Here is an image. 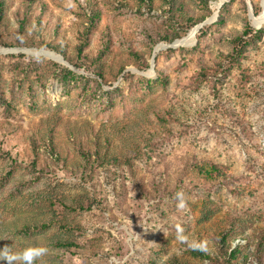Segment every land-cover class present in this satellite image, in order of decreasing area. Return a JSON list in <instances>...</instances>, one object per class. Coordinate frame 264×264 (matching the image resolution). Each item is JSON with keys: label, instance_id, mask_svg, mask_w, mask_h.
<instances>
[{"label": "rangeland", "instance_id": "1", "mask_svg": "<svg viewBox=\"0 0 264 264\" xmlns=\"http://www.w3.org/2000/svg\"><path fill=\"white\" fill-rule=\"evenodd\" d=\"M0 2V264L264 245L262 0Z\"/></svg>", "mask_w": 264, "mask_h": 264}, {"label": "trees", "instance_id": "2", "mask_svg": "<svg viewBox=\"0 0 264 264\" xmlns=\"http://www.w3.org/2000/svg\"><path fill=\"white\" fill-rule=\"evenodd\" d=\"M0 9H1V2H0ZM221 11L222 9L219 10V18L217 20V22L219 23L222 21ZM195 25L196 24L189 25V27L186 29V31H184V33H187ZM263 33L264 30H253L249 27H246L242 35L234 40L233 42L234 47L232 50L231 57L233 59L240 58L244 53L246 47L253 40L259 39ZM179 38L180 37L176 35L171 40L164 39V41L167 42L170 41V43H173L175 39H179ZM51 50L58 53V49L55 46ZM217 246H219L217 247L218 256L215 260H213L214 264H264V245L257 247L256 250L251 253L241 254L242 249L240 248V246H236L235 248H232L231 243L228 242L225 236L222 235L217 239ZM193 253L197 257L210 259L209 257L204 256L202 254L201 248H194Z\"/></svg>", "mask_w": 264, "mask_h": 264}, {"label": "water", "instance_id": "3", "mask_svg": "<svg viewBox=\"0 0 264 264\" xmlns=\"http://www.w3.org/2000/svg\"><path fill=\"white\" fill-rule=\"evenodd\" d=\"M246 1H247V3L249 4V0H246ZM220 6H221V5H220ZM220 6H219V7H220ZM216 17H217V12H216V14H215V18H214L213 20H211V18H210V19L204 21L202 24L197 25V26L194 28L195 31H198V30H200L203 26H205L206 24H209V23L213 22V21L216 19ZM177 41H179V40H176V41H174L172 44H170V47H172V48L177 47V46H176ZM164 48H165V46H161V47H158V48H156V49L154 50L153 55H152V60H151V70H152V68H153V63H154V58H155V56H156V53H157L160 49H164ZM3 50H5L6 52L11 51L10 49H3ZM16 51H20V49H16ZM59 58H60V57H59ZM60 60H61V62L64 63V61L62 60V58H60Z\"/></svg>", "mask_w": 264, "mask_h": 264}, {"label": "bare ground", "instance_id": "4", "mask_svg": "<svg viewBox=\"0 0 264 264\" xmlns=\"http://www.w3.org/2000/svg\"><path fill=\"white\" fill-rule=\"evenodd\" d=\"M262 7H264V0H262ZM254 22H255L256 24H259V23H261V20H259V19H255ZM195 32H196V31L193 30V31L189 34V36H187L185 39H183V40H182L180 43H178V44H181V43L185 44L186 42H188V41L193 37V34H194Z\"/></svg>", "mask_w": 264, "mask_h": 264}]
</instances>
